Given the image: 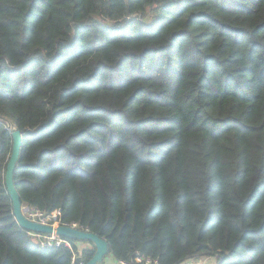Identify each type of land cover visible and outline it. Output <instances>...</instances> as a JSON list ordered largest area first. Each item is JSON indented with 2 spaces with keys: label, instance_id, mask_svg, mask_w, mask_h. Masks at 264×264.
<instances>
[{
  "label": "trees",
  "instance_id": "1",
  "mask_svg": "<svg viewBox=\"0 0 264 264\" xmlns=\"http://www.w3.org/2000/svg\"><path fill=\"white\" fill-rule=\"evenodd\" d=\"M0 115L21 205L115 259L264 264V0H0ZM11 150L0 264L87 262L17 224Z\"/></svg>",
  "mask_w": 264,
  "mask_h": 264
},
{
  "label": "water",
  "instance_id": "2",
  "mask_svg": "<svg viewBox=\"0 0 264 264\" xmlns=\"http://www.w3.org/2000/svg\"><path fill=\"white\" fill-rule=\"evenodd\" d=\"M0 120L6 123L12 136V150L6 164L4 182L12 202L13 215L17 224L29 232L38 234H54L74 241L89 242L94 246L95 251L93 256L84 264H101L103 258L109 254V247L106 240L89 231H83L64 225L52 226L41 224L39 222L29 220L24 215L20 197L13 182V171L19 156L22 134L8 117L0 115Z\"/></svg>",
  "mask_w": 264,
  "mask_h": 264
},
{
  "label": "built area",
  "instance_id": "3",
  "mask_svg": "<svg viewBox=\"0 0 264 264\" xmlns=\"http://www.w3.org/2000/svg\"><path fill=\"white\" fill-rule=\"evenodd\" d=\"M24 215L32 221L39 222L41 224H46V225H52V226H57V225H64V226H69L72 228H76L79 230L87 231L83 227L79 226L77 223H61L60 221V211L59 210H54L50 213H44L42 211H39L37 209L29 208L23 212ZM32 236L36 237L39 241V245L41 248H46V247H51V246H59V245H64L67 248H71L72 243L67 240V238L54 235V234H38V233H31ZM78 257L77 253H74L72 257V263H74L75 258ZM121 264H159L156 259H153L148 256H143L139 252H135V255L133 258H131L128 261H120ZM187 262V261H186ZM182 263V264H189V263ZM74 264H84L83 262H78Z\"/></svg>",
  "mask_w": 264,
  "mask_h": 264
},
{
  "label": "crops",
  "instance_id": "4",
  "mask_svg": "<svg viewBox=\"0 0 264 264\" xmlns=\"http://www.w3.org/2000/svg\"><path fill=\"white\" fill-rule=\"evenodd\" d=\"M78 250L80 251V249L85 248V247H89V245H87V243H84L83 245H76ZM216 257H203V258H195V259H191L188 260L186 263L189 264H216ZM101 264H121V262L117 259H115L110 253L107 254L104 258Z\"/></svg>",
  "mask_w": 264,
  "mask_h": 264
},
{
  "label": "rangeland",
  "instance_id": "5",
  "mask_svg": "<svg viewBox=\"0 0 264 264\" xmlns=\"http://www.w3.org/2000/svg\"><path fill=\"white\" fill-rule=\"evenodd\" d=\"M27 209V206L25 204L22 205V210L23 212ZM75 242V245H80V244H84V242L82 241H74Z\"/></svg>",
  "mask_w": 264,
  "mask_h": 264
}]
</instances>
